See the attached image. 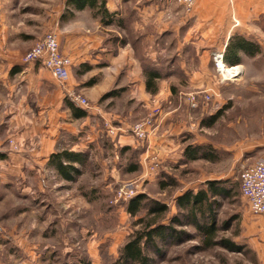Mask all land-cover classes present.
Wrapping results in <instances>:
<instances>
[{"label": "rangeland", "instance_id": "1", "mask_svg": "<svg viewBox=\"0 0 264 264\" xmlns=\"http://www.w3.org/2000/svg\"><path fill=\"white\" fill-rule=\"evenodd\" d=\"M24 3H27L24 7L28 9H22V0H1L3 13L0 19L4 16L7 22H11L9 28L11 35L15 36L12 38L13 45L21 48L22 45H29L26 54L42 37V30L36 24L39 16H35L34 12L51 6L42 3V0H24ZM22 19L25 21L23 24ZM191 21L187 17V23L179 25V33L166 40L170 43V51L163 56L171 58V62L165 61L168 65L166 69H170L171 73L159 82L156 94L150 93L141 84H134L133 98L129 92L119 100H107L105 105L97 102L106 107H103L105 111L119 107V114L125 116V119L121 118L124 127L145 119L159 109L158 125L151 129L149 137L162 129L166 119L175 125L182 122L179 150L184 152V158L174 166L166 167L159 153L150 149L149 137L137 140L134 146H124L129 147L128 150L124 151V147L116 150L111 138H106L104 134L105 122L98 121L101 126L98 137L107 144L111 143V149L106 146V150L90 152L89 164L76 181L60 180L56 171L46 163L42 188H30L32 194L22 197L12 195L5 202L0 201V223L9 228L13 239L0 241V264H80L81 259L92 264L113 263L129 236L142 227L138 221L146 213L144 210L134 217L127 212L123 202L111 204L115 193L122 189L167 203L170 213L164 219L166 223L173 216L182 221L173 225V234L177 238L161 242L158 239L157 247L148 251L153 264H264L258 252L244 242L241 215L246 213L248 203L240 192L242 170L264 158V53L245 57L240 63L243 68L239 64L233 65L236 70L242 69L237 79L220 82L212 53L216 48H223L228 30L221 28L217 36L213 34L209 41L204 36L196 40L198 26ZM22 35H25L23 39ZM199 39L207 42L195 48L192 42L198 43ZM204 48L209 52L202 55L200 51ZM201 55L203 58H199ZM129 71L131 77L145 81L141 68L135 66ZM59 85L67 102L70 101L67 92L84 95L69 83ZM168 92L172 96L166 100L164 93ZM193 95L197 96V107L192 102ZM102 99H106L105 95ZM90 103L89 111L96 106ZM216 115L219 117L212 123ZM63 117L64 122H71L68 113ZM112 118H115L111 119L113 123L120 120V117ZM76 129L74 135L60 128V141L70 142L78 138L87 143V134L90 133L85 129ZM185 131L192 133L185 134ZM194 140L200 143L196 142L194 146ZM39 144L37 136L22 139V145L12 142L11 147L17 151L22 146V149L33 152ZM2 145L4 142L0 143V151ZM153 156L159 159L155 173L150 171ZM132 166L137 169L130 171ZM215 180L223 181L226 188H231L232 194L216 200L212 212L218 227L213 238L216 244L208 246L204 242L206 236L191 226L184 216L186 214L177 207L176 197L194 185L200 187L207 181ZM173 181L176 185H171ZM162 182L167 186H163ZM221 241L243 247L233 251Z\"/></svg>", "mask_w": 264, "mask_h": 264}, {"label": "crops", "instance_id": "2", "mask_svg": "<svg viewBox=\"0 0 264 264\" xmlns=\"http://www.w3.org/2000/svg\"><path fill=\"white\" fill-rule=\"evenodd\" d=\"M46 1L42 0V3L50 4L51 8H39L34 12L39 16L36 24L42 30L41 38L49 31L57 33L61 53L72 61L69 85L86 95L96 106L88 110L87 116L74 117L58 81L41 62H23L29 45H22V48L13 45L15 36L11 35V22H7L4 16L0 19V143L4 142L0 151L2 202L12 195L27 196L32 194V189L42 188L45 165L50 154L58 149L69 148L92 154L95 150H106V146L111 149V143L116 150L134 146L138 141L131 134H122L117 142L111 139L109 144L98 137L101 130L98 121H111L115 119L112 116L120 117L118 123H123L121 118L125 119L123 114H119V107L110 111L103 110V107L107 100H119L129 92L133 98L134 84H141L145 89V81L131 77L129 71L135 66L142 69L141 57L157 66H168L165 61L171 62V58L163 56L170 51V43L166 40L179 33V25L183 22L184 26L187 17L198 26L196 40L204 36L209 41L224 27L223 30H228L224 45L233 34H239L259 43L264 53V0H196L190 14H186L179 4L162 0H104L103 6L101 1L94 5L85 0ZM22 6V9L27 6L24 0ZM24 37L22 35V39ZM207 40L199 39L198 43L192 44L195 48L201 47ZM205 52L209 51L204 48L200 54ZM202 55L199 58H203ZM126 82L128 84L124 85ZM114 87L117 88L112 90H119L120 95L103 100L107 91ZM164 95L166 100L172 96L169 92ZM67 113L72 118L69 119L71 122H64L63 115ZM162 125L161 130L149 137L150 149L159 153L166 167L174 166L184 158V152L179 150L183 124L175 125L166 119ZM167 125L169 128H165ZM77 127L90 133L87 134V143L78 138L70 142L60 141V128L76 135ZM166 129L169 133L165 132ZM35 136L40 139L35 151L29 152L22 146L17 151L12 150V142L22 145V139ZM196 142L200 143L194 140L193 145ZM197 186L191 189L197 192L206 187V183ZM241 218L244 242L264 261V215H253L248 206ZM8 229L0 223V241L13 240Z\"/></svg>", "mask_w": 264, "mask_h": 264}, {"label": "trees", "instance_id": "3", "mask_svg": "<svg viewBox=\"0 0 264 264\" xmlns=\"http://www.w3.org/2000/svg\"><path fill=\"white\" fill-rule=\"evenodd\" d=\"M85 1H88L92 5L100 1L102 6L105 3L104 0ZM261 52L262 47L259 43L247 39L242 35L233 34L229 38L225 48L224 58L228 65H237L242 63L244 55L254 57ZM138 56L141 57L139 54ZM146 60L141 57L146 90L152 94H156L159 91V82L170 75L171 70L166 69V67L157 66ZM171 88L175 91L174 87ZM119 92V90L109 91L105 94V97L120 95ZM68 106L72 111V115L76 118L88 115L87 109L74 104L71 100L68 102ZM218 117V115L213 117L212 123ZM128 149L129 147H124L123 150ZM90 158L89 151H75L69 148H61L50 154L47 165L56 171L60 180L73 182L84 173ZM136 169L137 167L135 166L129 168L130 171H135ZM162 185L167 186V183L162 182ZM171 185H176V183L173 181ZM231 194V188H226L223 185V181L215 180L207 181L206 187L200 188L197 192L190 189L176 197L177 207L186 214L184 216L188 219L191 226L206 236V241L204 242L208 246L216 244L213 238L218 231V227L216 226L215 215L212 214L217 203L216 200L218 197H230ZM123 204H125L126 210L131 216H138L144 210L146 213L138 221L142 227L129 236L121 248L119 257L111 264H153V259L150 257L148 251L157 247L158 239L161 242L169 238L172 240L177 238L173 234L175 232L173 225L175 223L179 224L182 221L177 216H173L166 223L164 219L170 213L169 205L159 200H150L143 193H137L131 200L123 202ZM211 214L212 216L210 217ZM221 243L233 251H239L243 247L235 243H232V245L230 241H221ZM80 262V264H92L91 261L86 259H81Z\"/></svg>", "mask_w": 264, "mask_h": 264}, {"label": "built area", "instance_id": "4", "mask_svg": "<svg viewBox=\"0 0 264 264\" xmlns=\"http://www.w3.org/2000/svg\"><path fill=\"white\" fill-rule=\"evenodd\" d=\"M171 1L179 4L186 14H190L195 6L196 0H162ZM227 43L221 49H216L212 53V58L219 76L220 82L233 81L237 79V76L241 73L236 72L232 77L227 75V69L233 65H228L225 62V48ZM24 63L30 62H41L43 66L48 69L53 77L65 86L69 83L71 75L72 61L70 57L64 55L60 51L58 36L55 31L47 32L43 38L35 43V45L23 55L22 58ZM68 97L74 104L82 108H90L91 103L87 97L82 94H76L67 92ZM210 96V94H207ZM207 96V98H209ZM197 96L193 95V104L195 107L198 106L196 101ZM159 109L153 112L150 116L145 119L134 123L128 127H124L121 123H113L105 119V135L106 138L112 140L118 138L124 133H130L138 141L148 139L151 129L156 127L158 124ZM150 163L151 172L155 173L158 171L159 159L153 156ZM240 191L241 195L246 199L249 210L254 215H264V158L256 161L245 167L240 175ZM131 193L133 191H130ZM129 191L122 189L117 191L111 200V204H119L120 202H128L135 194H131Z\"/></svg>", "mask_w": 264, "mask_h": 264}, {"label": "bare ground", "instance_id": "5", "mask_svg": "<svg viewBox=\"0 0 264 264\" xmlns=\"http://www.w3.org/2000/svg\"><path fill=\"white\" fill-rule=\"evenodd\" d=\"M236 69H237L236 66H232L231 68L229 67L227 69V72H226L227 75L230 76V77H232L234 73H236V72H239L240 73V69L239 70H236Z\"/></svg>", "mask_w": 264, "mask_h": 264}]
</instances>
